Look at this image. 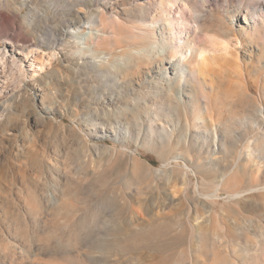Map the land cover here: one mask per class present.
<instances>
[{
    "label": "rangeland",
    "instance_id": "1",
    "mask_svg": "<svg viewBox=\"0 0 264 264\" xmlns=\"http://www.w3.org/2000/svg\"><path fill=\"white\" fill-rule=\"evenodd\" d=\"M151 1L0 0V264H264V0H191L200 84Z\"/></svg>",
    "mask_w": 264,
    "mask_h": 264
},
{
    "label": "bare ground",
    "instance_id": "2",
    "mask_svg": "<svg viewBox=\"0 0 264 264\" xmlns=\"http://www.w3.org/2000/svg\"><path fill=\"white\" fill-rule=\"evenodd\" d=\"M192 1L191 0H153L151 2H148L149 7H151V26L154 25H159V23H164L163 26H167L169 28V31L166 33H163L162 36L163 38L160 39V42L162 43V46L160 47L159 53L163 54L165 52H171L172 55L169 56V63H172L175 61L176 57H179V62L182 63L180 66V63L178 62L177 65L175 64V72L179 71L180 72V78L185 79L186 83L187 82H192L194 84H200V77L202 76L201 70H198L196 68V63L194 61H191V59L195 58L196 61H201L204 62L206 59L207 55L209 53H213V50H215V45H217V41L213 38L212 35L206 34L207 39L206 41L209 43V48H202L200 46H197L196 43H192L190 39V34L191 31L194 32L197 29H199L198 24L195 21V25H193V17L194 14V6H191ZM264 11V8L262 9V13ZM242 12H245V16L243 15ZM193 13V14H192ZM249 8L246 7V10L243 8L238 9V18L237 20L239 21L241 17H244V20L248 25L252 23L254 25V28H252L254 31H256V27L261 24V29L264 30V23L263 20L259 19L256 20L255 18L249 19ZM255 14V13H254ZM240 17V18H239ZM232 21V20H231ZM101 23H107L106 19L103 17L101 19ZM112 23L113 27H119L118 25L120 24L119 21ZM166 23V24H165ZM109 24V23H108ZM103 26V25H102ZM110 26V24H109ZM108 26V27H109ZM151 26H148L146 28H137L141 32L137 33L134 29L131 33L136 37L138 34L142 36L143 39H147L145 41V45L143 46V49L141 51H137V49L133 50V54H141L142 56H147L150 58H154L153 54L157 50L155 46L154 48H150L152 46V42L150 41L151 38L154 40L155 33L153 32L154 28ZM105 27V26H104ZM106 28V27H105ZM121 28V27H120ZM124 30L123 28H121ZM128 30V29H127ZM198 31V30H197ZM196 31V32H197ZM104 34V33H103ZM197 34V33H196ZM145 36V37H144ZM83 39L85 42L83 44H87L94 40V41H99L102 40V37L100 34H94L93 32H90L88 34L83 35ZM189 43L190 49H184L185 45ZM89 46V45H88ZM166 57V56H163ZM197 62V66L198 63ZM179 101H181L182 97L179 95L178 97ZM200 101H204V105L208 106L209 99L205 95V93L201 90L199 91V98ZM193 100V104L196 102L194 97L191 99ZM181 103V102H180ZM208 110V109H207ZM193 111H195L193 109ZM194 113V112H193ZM194 115H198L197 113H194ZM200 119V118H199ZM196 119H194L195 121ZM167 133V132H166ZM250 192V191H249ZM246 193V192H245ZM242 194V192L240 193ZM239 193H236V195H240ZM235 195V197H236ZM209 197V196H207ZM213 197V196H212ZM215 197V196H214ZM234 197V196H233Z\"/></svg>",
    "mask_w": 264,
    "mask_h": 264
}]
</instances>
